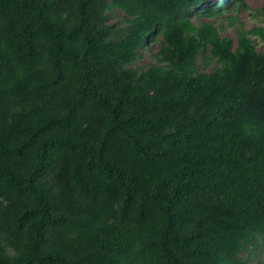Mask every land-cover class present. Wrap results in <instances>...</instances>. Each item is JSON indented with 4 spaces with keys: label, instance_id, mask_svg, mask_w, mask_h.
I'll return each mask as SVG.
<instances>
[{
    "label": "trees",
    "instance_id": "16d2710c",
    "mask_svg": "<svg viewBox=\"0 0 264 264\" xmlns=\"http://www.w3.org/2000/svg\"><path fill=\"white\" fill-rule=\"evenodd\" d=\"M243 8L0 0V264H264Z\"/></svg>",
    "mask_w": 264,
    "mask_h": 264
},
{
    "label": "rangeland",
    "instance_id": "374dc122",
    "mask_svg": "<svg viewBox=\"0 0 264 264\" xmlns=\"http://www.w3.org/2000/svg\"><path fill=\"white\" fill-rule=\"evenodd\" d=\"M248 8H243L240 14V19H242L247 26L251 28L254 25H259L264 23V15L261 13L260 9L264 10V0H245ZM227 34L233 32L232 28L226 27L225 29ZM263 45L259 46V49H262ZM144 62H150L151 59L149 56L143 58ZM152 62V61H151Z\"/></svg>",
    "mask_w": 264,
    "mask_h": 264
},
{
    "label": "clouds",
    "instance_id": "9594fccd",
    "mask_svg": "<svg viewBox=\"0 0 264 264\" xmlns=\"http://www.w3.org/2000/svg\"><path fill=\"white\" fill-rule=\"evenodd\" d=\"M211 1H215V0H211ZM207 5H209V3H207Z\"/></svg>",
    "mask_w": 264,
    "mask_h": 264
}]
</instances>
